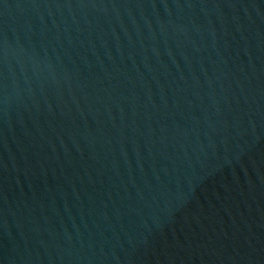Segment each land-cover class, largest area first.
<instances>
[{"label":"water","instance_id":"95a60500","mask_svg":"<svg viewBox=\"0 0 264 264\" xmlns=\"http://www.w3.org/2000/svg\"><path fill=\"white\" fill-rule=\"evenodd\" d=\"M0 264H264V0H0Z\"/></svg>","mask_w":264,"mask_h":264}]
</instances>
